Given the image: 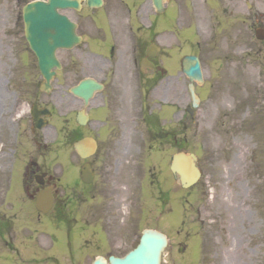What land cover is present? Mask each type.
I'll use <instances>...</instances> for the list:
<instances>
[{
    "label": "flooded vegetation",
    "instance_id": "flooded-vegetation-1",
    "mask_svg": "<svg viewBox=\"0 0 264 264\" xmlns=\"http://www.w3.org/2000/svg\"><path fill=\"white\" fill-rule=\"evenodd\" d=\"M17 4L18 0H0V238L5 247L27 248L31 243L32 234L24 216H30L42 190H49L53 197V208L44 215L48 226L52 219L61 220L65 192L50 173L46 157L52 136L59 134L51 121L59 115L68 119L77 105L82 106V99L74 95L71 88L86 78L93 80L96 86L87 113L92 122V136L97 142L93 162L94 166L100 165L94 168L97 176L104 178L111 162L117 171L125 167L131 152L139 150L146 142L147 133L150 140L162 141L174 150L179 149L181 133L186 138L189 132L202 133L204 137L223 133L238 136L237 130L225 129L233 111L237 110L241 116L237 100L228 93V100H223L219 94L225 67L217 66V72L212 74L200 58L202 83L192 81L184 71V60L194 53L183 52V45L188 44L190 36L177 28L181 6L174 10L167 23L162 14L154 10L150 0H103L98 7H89L87 0H81L79 8L60 9L59 12L74 24L73 29L63 30L67 35L73 31L81 40L74 46L57 50L61 68L55 70L50 91H44L41 88L43 78L38 81L19 78L18 48L14 38L17 30L13 29L18 21ZM191 85L198 97L197 104ZM35 105L41 123L47 122L43 108L52 111L48 125L43 128H39L33 118ZM80 110L82 108L75 111V118ZM240 116L234 119L236 123ZM67 135H82V129L73 127L68 129ZM258 153L252 151L254 178L250 186L244 191L240 187L241 203L255 208L254 211L259 202L264 201L263 175L256 173L264 163L255 162L259 155L263 159L264 154ZM233 154L234 161L230 159L224 165L238 166L239 159V167L243 168L247 162L246 150L241 148ZM213 160L214 157L210 161L212 164ZM102 168L104 171L100 173ZM246 181L248 178L241 181L242 186ZM232 183L228 180L227 186ZM106 185L92 186L101 196L99 206L104 212L117 195ZM254 211L251 209L252 215ZM102 220L106 230L100 238L101 243L123 249L125 227L108 215ZM19 233L26 237L18 242Z\"/></svg>",
    "mask_w": 264,
    "mask_h": 264
},
{
    "label": "rangeland",
    "instance_id": "rangeland-1",
    "mask_svg": "<svg viewBox=\"0 0 264 264\" xmlns=\"http://www.w3.org/2000/svg\"><path fill=\"white\" fill-rule=\"evenodd\" d=\"M27 2L18 0L19 21L17 25L13 24V29L17 30L14 38L17 40L19 78L38 81L41 77L37 63L24 38L22 8ZM177 2L181 5L177 28L190 34L189 43L183 45V52L194 51L203 56L212 74L217 72L219 64L225 67L220 97L228 100L227 93L236 96L233 98L239 101L241 108V116L236 110L228 117L225 129L237 130L238 136L223 133L221 136L206 134L205 137L186 138L180 134L179 144H185L187 151L198 155L203 173L200 181L189 189L181 187L169 175L168 157L175 150L160 141L151 142L149 135L139 150L131 152L129 162L120 171L113 168L111 162L110 168L105 169V179L96 176L95 185L107 184V189L117 193L118 200L109 206L110 217L132 228L125 235L128 244L124 249H107L106 244L99 246L95 235L96 211L91 208L93 203L86 200L89 195H81L82 188L74 184V179H79L83 160L72 148L68 137L59 138L57 143L51 144L46 155L47 165L57 183L65 188L63 201H67L65 207L70 220L59 226L52 219L50 232L60 233L66 228L71 233H64V241L55 242L46 234L50 226L47 219L39 218L34 211L28 219L33 233L32 244L27 248L10 250L0 243V264H91L98 254L107 255L109 251L123 254L133 248L136 235L141 234L145 227H157L169 238L162 264H264V211H258L252 220L249 213L252 208L240 201L243 199L240 191L250 186L254 178L252 151L264 154V40L260 41L255 36L258 28H264V0ZM173 14V10H168L163 21H169ZM79 107L82 106L77 105L76 110ZM89 109L90 105L87 111ZM76 110L68 116V121L56 117L53 124L68 132V128L76 126ZM239 116L240 126L237 127L234 119L238 120ZM91 131L92 123L89 122L83 127V134ZM241 148L247 153L245 166L239 167V159L238 166L233 163L225 166L224 163L230 159L234 161L233 152ZM94 160L89 159L95 171L94 168L100 165L95 163L97 166H94ZM258 161L264 163V158ZM258 168L257 176L262 173L264 179V168L261 165ZM103 171L102 168L100 173ZM246 178L248 181L242 186L241 181ZM228 180L233 183L227 186ZM165 190L171 193L167 201L161 200ZM130 200L136 202L127 211ZM26 219L25 216V223ZM23 237L24 234L19 233L18 242Z\"/></svg>",
    "mask_w": 264,
    "mask_h": 264
},
{
    "label": "water",
    "instance_id": "water-1",
    "mask_svg": "<svg viewBox=\"0 0 264 264\" xmlns=\"http://www.w3.org/2000/svg\"><path fill=\"white\" fill-rule=\"evenodd\" d=\"M60 4V6L72 4L69 0H53ZM154 4L158 5L160 0H153ZM91 3H100V0H90ZM56 3V4H57ZM56 4L52 3L47 6L43 1L37 0L29 3L24 7V21L26 24V37L30 43L31 48L35 51L41 73L45 75L47 81L50 80L51 75L50 68L54 65H58V61L55 56V51L58 47L65 46L66 40L60 37H50L46 39L44 36V29L46 25V19L51 26H56L57 23H63L66 21V17L59 15L56 11ZM62 21V22H61ZM57 22V23H56ZM258 36L264 38V33L258 31ZM46 40L49 47L46 46ZM194 71L200 72L199 63L193 68ZM191 73L193 71H190ZM73 92L80 94L84 97L85 103L88 100L93 91L91 81H83L79 86L72 89ZM85 123L86 120H81ZM75 148L82 157L91 155L95 150L94 141L91 138H84L75 143ZM196 157L193 154L178 153L174 156L172 169L174 172L180 175V179L184 186H189L194 183L200 176L199 170L195 165ZM82 178L86 182L92 180V173L90 172V166L86 165ZM47 204V207H45ZM51 206V201L47 200L45 196L39 198L37 201L38 209L43 212H47ZM167 245V239L165 235L153 230H146L141 238L140 244L136 249L129 252L124 258L111 257V264H160L161 254ZM94 264H106L103 258H99Z\"/></svg>",
    "mask_w": 264,
    "mask_h": 264
}]
</instances>
